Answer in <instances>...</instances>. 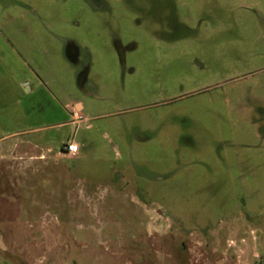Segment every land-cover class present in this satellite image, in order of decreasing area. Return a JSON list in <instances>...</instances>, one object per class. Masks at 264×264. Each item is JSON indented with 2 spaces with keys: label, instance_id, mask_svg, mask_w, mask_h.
Returning a JSON list of instances; mask_svg holds the SVG:
<instances>
[{
  "label": "rangeland",
  "instance_id": "1",
  "mask_svg": "<svg viewBox=\"0 0 264 264\" xmlns=\"http://www.w3.org/2000/svg\"><path fill=\"white\" fill-rule=\"evenodd\" d=\"M0 264H264V0H0Z\"/></svg>",
  "mask_w": 264,
  "mask_h": 264
},
{
  "label": "built area",
  "instance_id": "2",
  "mask_svg": "<svg viewBox=\"0 0 264 264\" xmlns=\"http://www.w3.org/2000/svg\"><path fill=\"white\" fill-rule=\"evenodd\" d=\"M74 117L81 118L79 114H74ZM80 145L75 140H68L64 142L61 146L60 151L68 156H74L78 153Z\"/></svg>",
  "mask_w": 264,
  "mask_h": 264
},
{
  "label": "crops",
  "instance_id": "3",
  "mask_svg": "<svg viewBox=\"0 0 264 264\" xmlns=\"http://www.w3.org/2000/svg\"><path fill=\"white\" fill-rule=\"evenodd\" d=\"M77 105H79V108H77V109L80 110L81 107H82V105H81L80 103H78V102L76 103V106H77ZM79 113H80V111H79ZM80 114H81V113H80ZM79 145H80V144H79Z\"/></svg>",
  "mask_w": 264,
  "mask_h": 264
},
{
  "label": "flooded vegetation",
  "instance_id": "4",
  "mask_svg": "<svg viewBox=\"0 0 264 264\" xmlns=\"http://www.w3.org/2000/svg\"><path fill=\"white\" fill-rule=\"evenodd\" d=\"M124 52V51H123ZM123 55H124V53H123Z\"/></svg>",
  "mask_w": 264,
  "mask_h": 264
}]
</instances>
